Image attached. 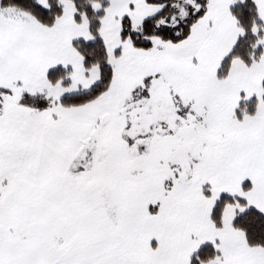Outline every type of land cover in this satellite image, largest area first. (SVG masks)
Listing matches in <instances>:
<instances>
[{"label": "snow or ice", "instance_id": "6c2138e0", "mask_svg": "<svg viewBox=\"0 0 264 264\" xmlns=\"http://www.w3.org/2000/svg\"><path fill=\"white\" fill-rule=\"evenodd\" d=\"M0 264H264V0H0Z\"/></svg>", "mask_w": 264, "mask_h": 264}]
</instances>
